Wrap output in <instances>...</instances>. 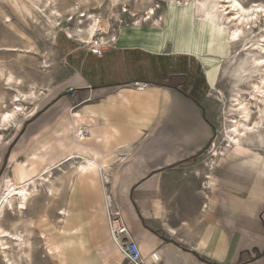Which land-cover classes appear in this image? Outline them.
<instances>
[{
  "label": "rangeland",
  "instance_id": "obj_1",
  "mask_svg": "<svg viewBox=\"0 0 264 264\" xmlns=\"http://www.w3.org/2000/svg\"><path fill=\"white\" fill-rule=\"evenodd\" d=\"M52 1L62 18L48 17L44 8L34 6V0H0V119L4 113L13 114L17 104L22 105L21 112L15 111L12 123L0 126V199L8 179L20 185L28 180L19 177L22 168L37 181V175L51 162L55 168L53 182L58 188L57 194L50 197L49 188L37 183L39 193L30 201L27 212L21 216L8 211L1 227L8 233L25 236L32 247L29 257L20 256L16 239L4 240L0 236V264H127L120 254L116 255V245L109 233L104 235L100 222L102 236L91 239L84 221L75 220L74 215L81 216V203L69 209L68 186L80 176L73 166L65 164L67 137L69 128H73V117L77 119L72 111L84 101L77 94L75 78L83 77L82 67L88 66L93 71L114 72L118 78H125L120 86L146 83L150 87V81L160 82L161 77L153 60L145 59L143 49H154L161 60L187 50L196 57L215 58L209 61L213 69H205L207 73L213 70L215 75V70L222 72L237 50L229 41V26L234 24L219 25V16L204 14L200 0H123L117 8L111 7L110 0ZM254 2L264 0H241L243 6ZM229 13L230 10L226 17ZM88 14L98 18L96 37L91 43L86 32L80 31L90 26L91 22L83 18ZM245 28L244 32L253 33L255 42L262 40L264 20L251 30ZM155 35L158 40H146ZM257 53L264 56L262 50ZM10 75L19 82L9 85ZM220 76L213 91L216 99L219 100L218 93L225 98L217 108L216 100L212 104L215 138L207 159L215 139L220 154L231 149L222 134L226 124L231 125L225 114L230 113L233 85L231 79ZM164 80L162 83L177 88L188 83L186 76L178 74ZM18 95L23 101L17 103ZM26 95L29 97L25 101ZM219 159L223 156L215 158V162ZM64 210L66 217L60 215ZM57 245L65 249L66 262L58 257Z\"/></svg>",
  "mask_w": 264,
  "mask_h": 264
},
{
  "label": "crops",
  "instance_id": "obj_2",
  "mask_svg": "<svg viewBox=\"0 0 264 264\" xmlns=\"http://www.w3.org/2000/svg\"><path fill=\"white\" fill-rule=\"evenodd\" d=\"M143 50L161 77L143 92L88 66L75 78L84 101L72 111L71 166L104 169L143 256L157 251L163 264H264V154L229 149L217 162L206 156L215 138L213 88L221 70L205 69H213L215 58L198 61L187 50L161 60L154 49ZM176 74L188 78L182 88L162 83ZM81 130L83 139L74 136ZM68 188L69 209L81 203L74 218L84 221L87 235L102 236L101 227L110 235L100 173L80 176Z\"/></svg>",
  "mask_w": 264,
  "mask_h": 264
},
{
  "label": "bare ground",
  "instance_id": "obj_3",
  "mask_svg": "<svg viewBox=\"0 0 264 264\" xmlns=\"http://www.w3.org/2000/svg\"><path fill=\"white\" fill-rule=\"evenodd\" d=\"M34 1H35L34 6H36V8L37 7H40L41 9L44 8L43 10L46 14H48V17L62 18V14L59 13V11H57L53 6L54 1L52 0H34ZM122 1L123 0H110V5L112 8H117L122 4ZM200 1L202 4L201 6L204 7V14L206 13L208 15H211L212 18H214L216 15L219 16L218 17V23L220 22L219 25L234 24L233 26L232 25L229 26L230 27L229 41L232 44V46L237 48V50L235 51L234 56L227 61L225 66H223L220 76V78L223 79H231L233 85L232 95L230 96V100H231V105L229 106L230 113L225 114L226 122L231 123V125L226 124V128L223 131L222 137L226 139V143L228 144V147L231 149L237 150L239 152L240 151L253 152L254 150H256L264 153V63H262V61H264V56L260 57L259 54L257 53L258 50H262L264 52V35L262 36V40L255 42L253 33L251 32L246 33L243 30L245 27L246 28L249 27L251 30L252 26H255L257 22H259L260 20H264V3L257 4L254 2L252 4L250 3L251 5L249 6H243L241 0H200ZM236 3H239L241 5L239 9L235 8L234 5ZM257 9H260V11H258ZM229 10L231 11V13H229L228 14L229 16L226 17L227 15L226 13ZM73 12H75V9ZM83 18H87V20L91 23L90 26H88L85 30L80 29V31L86 32V34L89 36L88 41L89 43H91V41H94L96 37L98 18H96L91 14L83 15ZM139 24L140 23H138L137 25ZM83 25H84V21L81 22V26ZM186 56L194 58L199 61L198 57L194 56L193 54H189ZM196 65L197 63L193 68H196ZM7 82L9 83V85H14L19 82V79H15L13 76L10 75L7 77ZM208 83H209V79H208ZM31 96L35 97L36 94L32 93ZM28 97H29L28 95L25 96V101L28 99ZM218 97H219V101L223 102L225 95L221 93L220 96V94L218 93ZM15 101L18 103L23 100L21 96L18 95L15 97ZM15 111L21 112L22 105L17 104V108L15 109ZM15 111L12 112L13 114L11 113L2 114L0 119V126L5 127L10 123H12L11 120L15 116L14 115ZM3 130L6 129L3 128L2 131ZM75 136H80L79 139L84 138V135L81 134V131L77 132ZM210 155L213 157L215 156V158L225 155V154H220L217 151V139L212 147V150L210 151ZM74 160H75L74 157L68 154L65 158V164L72 165V163H74ZM80 167L81 168L78 169L74 168V169L82 177H87L95 173L96 174L100 173L99 167L93 163L92 164L89 163L88 166L82 165ZM59 168L57 170H60ZM54 171L55 168L53 162H51L37 175L38 179L37 181H35L36 179L32 178V174H27L28 172L22 168L20 170L19 177L22 180L28 179L27 181L23 182L20 185L14 180L8 179L4 184L5 194L0 199V236L4 240H11V241L13 238H15L16 239L15 244L17 247V251L20 252V256L26 255L29 257V250L32 247L30 240L25 239V236H22L19 233H15V234L8 233V231L4 230L1 227V221L5 218L8 211H13L16 214H20L21 216L28 211L30 201L32 200L33 197L36 196V194L39 193L37 183H39L42 186L45 185L46 187L49 188L48 195H50V197L55 196L57 194L58 188L56 187V184L53 182ZM60 215H64V217L68 216L66 210H64V212ZM6 244L9 243L7 242ZM55 251L58 257L63 259L64 262H66L65 249H63L62 246L57 245Z\"/></svg>",
  "mask_w": 264,
  "mask_h": 264
},
{
  "label": "built area",
  "instance_id": "obj_4",
  "mask_svg": "<svg viewBox=\"0 0 264 264\" xmlns=\"http://www.w3.org/2000/svg\"><path fill=\"white\" fill-rule=\"evenodd\" d=\"M134 86L141 92L149 87L146 83H137ZM81 134L83 135L84 131H81ZM76 137L79 138L80 136ZM100 182L110 236L118 248L122 259L127 264H163L161 255L157 251L152 252L148 257L143 256L137 241L125 222L114 192L109 187L108 175L104 169H100Z\"/></svg>",
  "mask_w": 264,
  "mask_h": 264
},
{
  "label": "snow or ice",
  "instance_id": "obj_5",
  "mask_svg": "<svg viewBox=\"0 0 264 264\" xmlns=\"http://www.w3.org/2000/svg\"><path fill=\"white\" fill-rule=\"evenodd\" d=\"M235 8L239 9L241 7V5L239 3H236L235 5ZM258 11H260V9H257ZM262 63H264V61H262Z\"/></svg>",
  "mask_w": 264,
  "mask_h": 264
}]
</instances>
